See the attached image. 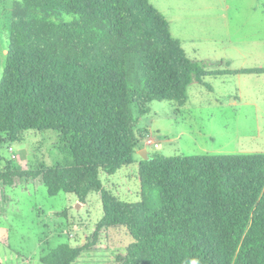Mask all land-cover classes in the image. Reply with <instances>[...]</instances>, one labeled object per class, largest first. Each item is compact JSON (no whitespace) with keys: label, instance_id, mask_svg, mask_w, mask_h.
<instances>
[{"label":"trees","instance_id":"trees-1","mask_svg":"<svg viewBox=\"0 0 264 264\" xmlns=\"http://www.w3.org/2000/svg\"><path fill=\"white\" fill-rule=\"evenodd\" d=\"M23 3L80 20L33 18L13 28L0 80V148L26 130L67 135L74 164L36 176L51 195L64 191L85 201L100 192L98 228L125 226L133 237L122 264H264V153L142 158V199L135 202L106 189L100 177L135 162L140 139L133 104L143 116L156 100L184 103L189 86L205 83V76L258 72L208 70L209 63L191 59L150 0ZM133 62L144 73L134 90ZM31 175L8 165L0 182L13 185ZM80 253L63 243L41 260L73 264Z\"/></svg>","mask_w":264,"mask_h":264},{"label":"rangeland","instance_id":"rangeland-1","mask_svg":"<svg viewBox=\"0 0 264 264\" xmlns=\"http://www.w3.org/2000/svg\"><path fill=\"white\" fill-rule=\"evenodd\" d=\"M150 2L191 59L209 63L208 70L253 68L258 73L205 76V83L189 86L184 103L156 100L143 116L133 104L138 149L149 156L264 153V0ZM33 18L80 20L75 13L0 0V80L13 28ZM129 76L133 90L143 85L137 62ZM149 134L157 147L146 143ZM142 158L136 150L134 163L115 174L101 171L104 187L123 200H141ZM58 164H74L68 136L59 130H26L18 141L3 142L0 170L10 165L34 176L17 178L13 185L0 182V264H45L41 257L63 243L81 248L73 264H122L133 237L125 226L98 228L104 215L100 192H90L85 201L64 191L51 195L36 176Z\"/></svg>","mask_w":264,"mask_h":264},{"label":"built area","instance_id":"built-area-1","mask_svg":"<svg viewBox=\"0 0 264 264\" xmlns=\"http://www.w3.org/2000/svg\"><path fill=\"white\" fill-rule=\"evenodd\" d=\"M146 143L150 145H154L156 147L158 146V143L154 141V139L151 137L150 134L147 136Z\"/></svg>","mask_w":264,"mask_h":264},{"label":"water","instance_id":"water-1","mask_svg":"<svg viewBox=\"0 0 264 264\" xmlns=\"http://www.w3.org/2000/svg\"><path fill=\"white\" fill-rule=\"evenodd\" d=\"M140 154L144 159H148L150 157L146 149L141 150Z\"/></svg>","mask_w":264,"mask_h":264},{"label":"crops","instance_id":"crops-1","mask_svg":"<svg viewBox=\"0 0 264 264\" xmlns=\"http://www.w3.org/2000/svg\"><path fill=\"white\" fill-rule=\"evenodd\" d=\"M243 74H244V73H243ZM137 150H138V152H141L142 149H137Z\"/></svg>","mask_w":264,"mask_h":264}]
</instances>
